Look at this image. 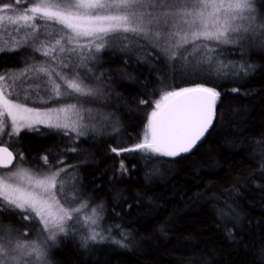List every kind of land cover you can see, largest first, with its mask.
Listing matches in <instances>:
<instances>
[{
  "label": "trees",
  "instance_id": "trees-1",
  "mask_svg": "<svg viewBox=\"0 0 264 264\" xmlns=\"http://www.w3.org/2000/svg\"><path fill=\"white\" fill-rule=\"evenodd\" d=\"M253 3L264 18V0ZM26 5L22 0L16 7ZM141 49L105 51L98 58L102 83L112 80L105 89L97 85L108 101L107 124L88 136L41 128L16 139L23 160L16 157L13 167L43 166L41 157L75 148L63 166H74L84 200L101 209L107 238L84 247L78 235L64 234L48 264H264V36L257 31L220 46L218 62L228 67L210 77L221 92L217 119L198 146L174 158L111 151L143 138L165 83L177 88L198 82L185 79L181 62H170L159 48ZM24 54L1 57L0 73L24 68Z\"/></svg>",
  "mask_w": 264,
  "mask_h": 264
},
{
  "label": "snow or ice",
  "instance_id": "snow-or-ice-1",
  "mask_svg": "<svg viewBox=\"0 0 264 264\" xmlns=\"http://www.w3.org/2000/svg\"><path fill=\"white\" fill-rule=\"evenodd\" d=\"M21 2L0 0V51L30 48L45 59L33 57L18 71L0 73V145L9 137L0 146V168H9L17 156L23 160L11 141L22 129L42 124L65 135H84L96 118L84 105L101 94L91 81L102 83L89 61L114 44L127 49L140 41L159 48L170 62L180 61L181 75L198 82L177 88L165 83L143 138L111 151L172 158L189 153L217 119L221 92L210 77L228 67L218 62L220 46L240 43L257 31L264 36V18L257 17L253 0H23L30 5L23 10L16 7ZM41 159L47 171L19 168L0 176V210L19 209L23 219L42 225L36 241L0 235V264H33L26 259L33 256L42 261L44 243L77 226L84 247L107 238L99 223L101 209L72 183L75 175L68 169L74 166L54 167L47 155Z\"/></svg>",
  "mask_w": 264,
  "mask_h": 264
},
{
  "label": "rangeland",
  "instance_id": "rangeland-1",
  "mask_svg": "<svg viewBox=\"0 0 264 264\" xmlns=\"http://www.w3.org/2000/svg\"><path fill=\"white\" fill-rule=\"evenodd\" d=\"M30 5H26V6H21V7H17L19 9H26L27 7H29ZM59 27V26H57ZM145 44H147V42L145 41H140L139 43L135 44V45H130L127 49H125L121 44H114L111 47L105 48L104 50H102L99 53H95V56L97 57V59L93 60V61H89V66L92 67L94 69L95 75H100L99 72L97 70H99L98 68L100 67V60L98 59L100 57V55L105 52V51H114L116 53H124V52H138V51H142L143 49H141L142 46H144ZM14 53H25L24 56L26 57V61L27 63H32L33 62V57H35L36 61H40V60H44L45 58L38 52L33 53L32 50L30 48H21L19 51H9V50H5V51H0V65H2L4 63L3 57L4 55H12ZM21 58H18V60L16 59V63L21 62ZM91 83L93 84V86L98 87L99 89H101V94L95 98L91 103H86L84 105L85 108H90L92 109V113L93 115L96 117L95 120H92L89 122V127L85 130V134L81 135V136H88L91 134V132H93L96 129V125L100 124V125H105L107 124L109 117L108 115H106L103 112V108L105 107V105H107L108 101L106 100L104 94H103V89L102 87L100 88L98 85L99 82H97L95 79H93L91 81ZM104 84V83H102ZM107 84V85H105ZM104 84L103 88L105 89L108 85L112 84V80H107L106 83ZM160 97V95H159ZM159 97L157 99H159ZM110 102V100H109ZM31 106V105H30ZM55 106V105H53ZM153 106H154V102H153ZM10 124V121H9ZM41 128H46L48 130H52V131H58V132H62L61 130L58 129H53V128H49L46 127L42 124H37L34 126L33 129H22L21 133L23 132H36L39 131ZM10 131V128L8 129ZM146 131V129H145ZM144 131V133H145ZM144 133H142L144 135ZM73 135H76V133H72ZM69 135V134H68ZM19 136V135H18ZM18 136H13L11 137V141L16 142V139L18 138ZM4 139V146H6L9 143V137L7 135H5L3 137ZM11 149V148H10ZM12 150V149H11ZM17 152V151H16ZM72 152L70 150V148H67V151H63L62 148H60L59 150H56L53 152V155L49 158V164L56 167L58 166L57 161L58 160H63L65 157L66 153ZM17 158H19L17 156ZM75 157H71L68 159V162L72 163L74 162ZM63 166V165H62ZM15 167V166H14ZM12 168V170H8L7 172L4 171H0V176H6L9 175L11 172L16 171L19 168H24V169H29L33 172L36 171H47L48 170V165H44L43 166H38L37 163H30V164H25L22 162H19L15 168ZM61 167V166H59ZM76 171V169L74 167L69 168L68 169V173L69 175L74 174L75 175V180L72 181V183L76 184L77 187L80 189L79 187V174L78 171ZM82 193V192H81ZM83 197H87L82 193V198ZM84 199V198H83ZM7 207V205H5ZM23 213L19 210V209H15L14 211L11 208H8V211H2L0 210V235L5 236V239H9L11 238L13 241H15L17 238L22 240L23 242H30V241H36L37 240V234L38 232H40L42 225L39 224V220H25L23 219ZM100 215L102 216V213L100 212ZM102 219L100 220V226ZM102 228V226H101ZM82 229H79V226H77V231H72L69 230L67 233L72 232L76 235H78L79 237H81V233H82ZM104 230H103V235H104ZM107 233V232H106ZM64 234H59L57 235L55 241L52 240H47L44 245H43V250H44V258L42 261H36L35 257H28L26 259H30L32 260L33 264H48V253H50L52 247L54 246V244L56 243V241L60 238V236H63ZM44 236H47V233H44Z\"/></svg>",
  "mask_w": 264,
  "mask_h": 264
},
{
  "label": "water",
  "instance_id": "water-1",
  "mask_svg": "<svg viewBox=\"0 0 264 264\" xmlns=\"http://www.w3.org/2000/svg\"><path fill=\"white\" fill-rule=\"evenodd\" d=\"M211 128L212 127H210V129L208 130V132L205 134V136L202 138V140L200 141V142H198L197 143V145L196 146H198L204 139H205V137L207 136V134L209 133V131L211 130ZM0 146H4V145H0ZM195 146V147H196ZM194 147V148H195ZM9 150H11V149H9ZM183 154H186V153H183ZM183 154H181V155H183ZM14 156H15V153H14ZM15 161H16V158L14 159V161H13V164L11 165V166H9V168H0V170H9V169H11L12 167H13V165L15 164Z\"/></svg>",
  "mask_w": 264,
  "mask_h": 264
}]
</instances>
